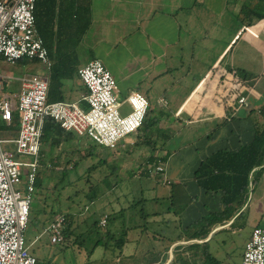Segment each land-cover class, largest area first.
I'll use <instances>...</instances> for the list:
<instances>
[{"label": "crops", "instance_id": "1", "mask_svg": "<svg viewBox=\"0 0 264 264\" xmlns=\"http://www.w3.org/2000/svg\"><path fill=\"white\" fill-rule=\"evenodd\" d=\"M242 4L248 7V0H52L41 15L40 27L47 34L45 40L40 38L51 63L58 54L71 53V50L75 61L80 56L86 57L83 63H76L77 68L89 59L100 60L115 80L121 111L128 109L124 99L130 92L137 91L146 98L151 118L156 120L147 130L153 136L163 137L165 134L158 130L165 129L166 121L172 119L180 120L177 126L174 124L175 129L170 126L175 132L188 130L181 134H196L198 139H205V146L220 140V146L204 150L199 160L192 164L189 183L202 199L198 207H194L196 214L192 211L180 214L188 218L185 226L197 219L193 216L221 208V193L205 192L195 182L193 174L200 160L216 149H232L247 142L253 127L262 123L258 110L264 105V18L248 26V19L241 16ZM62 35H71L73 40L77 38V44H62ZM227 73L231 74L230 79H226ZM47 74L49 77V72ZM5 76L9 77L2 80V90H18V77ZM242 77H245L244 83L240 82ZM62 83L61 101L84 106L80 96L85 88L76 72ZM236 95L244 97L245 105L238 106ZM151 104L157 107L155 113ZM248 110L252 111L248 113ZM226 122L230 123L229 128L219 129ZM224 131L232 135L229 141H221ZM164 146L156 148L160 152L154 155L156 159L152 165L157 162L162 165L163 171L154 176L159 175L162 183L171 185L170 176L178 177L180 172L164 169L167 155ZM173 151L179 152L177 148ZM259 182L264 184V163L253 189ZM262 190L263 193L257 191L255 195L254 199H258L255 209L244 203L239 208V216L235 213L230 219L213 224L203 237H191L188 233L179 236L171 249L176 245L184 246V261L199 264L203 257L197 247H193L198 244V249H207L219 264H229L213 253L214 248L208 241L221 231L226 234L225 238H219L221 241L235 232L241 238L247 226L245 243L253 226L264 228V188ZM213 199H217L216 204L212 203ZM48 221L47 218L41 223V232ZM244 243L241 241V246L233 251L238 264ZM171 258L170 250L158 262L170 264Z\"/></svg>", "mask_w": 264, "mask_h": 264}, {"label": "rangeland", "instance_id": "2", "mask_svg": "<svg viewBox=\"0 0 264 264\" xmlns=\"http://www.w3.org/2000/svg\"><path fill=\"white\" fill-rule=\"evenodd\" d=\"M85 58L80 56L76 63H83ZM33 72L43 75L46 70L35 60L21 59L12 65L0 62L2 75L19 77ZM230 75L225 74L226 79H230ZM64 84L67 86L68 82ZM240 90L242 92L243 88ZM152 107L155 113L157 107L154 104ZM178 122L180 120H167V129L158 130L165 135L151 136V139H156L154 150L144 142L140 129L136 135L131 133L122 137L117 147L112 149L98 146L76 135L68 139L61 138L56 146H51L49 142L40 143L43 152L42 164L37 171L40 186L34 188L30 203L31 221L34 220L33 223L28 222L24 234L28 252L38 259L37 264H162V261H158L170 250L172 261L180 255L185 257L184 246L179 248L180 245H176L172 249L171 246L178 241L179 236L195 228L192 225L191 229H185L188 218L180 216L183 211L196 214L194 207H198L202 199V195L195 193L189 183L192 181L190 170L204 150L216 148L221 142L214 141L205 146L204 138L198 139L196 134H181L188 130L182 129L177 133L172 128ZM229 125L226 122L219 129H228ZM223 136L221 141H229L232 137L225 131ZM164 141V151L167 152L163 161L164 169L180 172L178 177L170 176L171 185L162 183L159 175L154 176L150 168L152 163L147 162L149 154L154 156L160 152L157 149ZM176 148L179 152L173 153ZM19 159L27 160L29 157L19 156ZM148 168L151 171L145 175L143 171ZM96 181L103 182L97 186L96 197L90 200L88 191ZM262 188L264 184L259 182L248 195L252 197L249 199L247 196L245 204L250 209H255L254 204H258V199L254 198L257 191L263 193ZM216 202L217 199H213L212 203ZM52 211L70 215L71 235L63 243L52 244L48 236L41 232V223L50 218ZM107 214L109 217L105 224L103 220ZM196 217L200 215L193 216ZM94 220L97 221L96 227L91 225ZM104 230L112 236L122 230L126 232L120 251L111 248V238L98 240ZM247 231L246 226L241 238L239 233H230L225 241L219 239L226 237L221 231L208 241V245L214 248L213 253L225 263L229 261V264H238L237 255L233 251L241 246V241L244 243ZM35 236L36 239H33Z\"/></svg>", "mask_w": 264, "mask_h": 264}, {"label": "built area", "instance_id": "3", "mask_svg": "<svg viewBox=\"0 0 264 264\" xmlns=\"http://www.w3.org/2000/svg\"><path fill=\"white\" fill-rule=\"evenodd\" d=\"M34 6L35 0H0V60L10 65L21 59L35 60L46 70L43 75L18 77L16 91L2 90L1 82L9 76L0 74V120L9 126L13 113L18 117L15 136H0V264L36 263L28 252L24 234L43 160L40 138L45 118L52 119L64 131L112 149L122 137L135 135L149 107L142 94L132 91L124 99L127 111H121L115 80L96 58L76 71L85 88L80 96L85 107L78 102L48 101L51 61L35 25ZM235 99L238 106L245 105L243 96L236 95ZM19 156L29 159L21 160ZM150 168L152 174L163 171L159 162ZM63 225V214L53 213L43 229L50 243L61 242ZM240 264H264L263 227L251 228Z\"/></svg>", "mask_w": 264, "mask_h": 264}, {"label": "trees", "instance_id": "4", "mask_svg": "<svg viewBox=\"0 0 264 264\" xmlns=\"http://www.w3.org/2000/svg\"><path fill=\"white\" fill-rule=\"evenodd\" d=\"M48 3H52V0H35L34 6L35 25L40 37L42 39L44 38V40L45 34L47 33L46 31L43 32V30H41L40 21L41 15L45 13V8L47 7ZM240 10L242 18L248 19L249 26L254 21L264 18V0H248V7L242 4ZM56 35H58V31ZM79 35L77 36L78 38ZM58 40L59 38L57 39V43ZM60 40L62 44H65L66 46L67 44L75 45L78 42V39L75 38L73 40L71 35H62ZM56 47L58 51V44L56 45ZM75 59L76 56L71 50V53L58 54V57L55 59L54 63H51L48 77V101L62 100V80L71 77V75L77 71ZM243 74L244 73L241 72L240 76H243ZM244 78L245 77L241 78V83L245 82ZM249 86L250 85L248 84V87ZM82 107H85V105ZM251 111L252 110H248V113H250ZM258 111L262 116V123L259 126L253 127L255 129L253 130L251 138L247 142L240 143L237 147L232 149H216L205 156L198 163L193 174L197 186L205 192H220L221 208L218 211L208 212L195 219L192 224L185 226V229L189 227L191 228L192 225H194L195 227L193 228L192 232H188L189 236L195 238L203 237L207 234L210 226H212L213 224L228 220L235 213H237V216L240 215L241 212H238L239 208L246 202L247 194L249 195L252 192L264 163V105H262ZM150 113L151 110L148 107L142 125L139 129L142 132L141 134L144 138V142L149 145L152 150H154L156 139H151V136L153 135L147 130L150 126H152V124L154 125L156 123V120L149 117ZM17 124L18 117L16 113H13L9 126H5L4 122L0 120V136H15L17 131ZM74 135L75 134H73L72 132L64 131L63 129H61L58 124L55 123L52 119L45 118L42 126L40 142H49L51 146H56L60 143L61 138L68 139L69 137H72ZM165 142L166 141L161 143L159 147L164 146ZM155 159L156 158L152 154H149L147 157V162L153 163ZM93 166L94 165H92V168ZM143 173L145 175H148L149 169L144 170ZM103 178L106 179L105 177ZM103 181H96L92 184V188H90V191H88V197L90 200L96 197L97 186ZM37 186H40V180L38 176L35 180V188ZM31 210L32 208L30 207L29 216L31 214ZM56 212L59 211H52L50 214L52 215ZM62 214L64 217V225L61 230L62 240L60 243L65 242L66 237H69V235H71L69 221L70 215L69 213ZM104 216V222L106 224L109 215L107 214ZM29 218V221H31V216ZM31 222L33 223V220ZM96 223L97 221L94 220L91 225L96 227ZM105 224L103 226H105ZM125 233L126 232L122 230L121 232L116 233V236H112L107 230H104L103 235H101L98 240L103 237H109L112 241L111 248L120 251L125 242ZM95 245L96 243L93 245V248L95 247ZM195 246L197 247V250L200 251L199 255L203 257L202 261L199 264H219L218 260L210 253H208L207 249H198V244H195L193 247ZM90 251H92V249ZM37 260L38 259L36 258L35 264H37ZM170 264L187 263L180 255L177 256L175 260L171 261Z\"/></svg>", "mask_w": 264, "mask_h": 264}]
</instances>
